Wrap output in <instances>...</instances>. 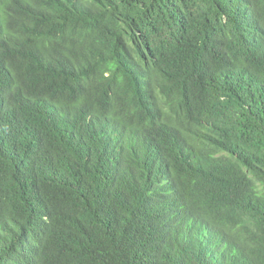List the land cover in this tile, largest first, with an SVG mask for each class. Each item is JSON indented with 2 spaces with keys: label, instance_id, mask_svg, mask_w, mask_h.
Masks as SVG:
<instances>
[{
  "label": "trees",
  "instance_id": "1",
  "mask_svg": "<svg viewBox=\"0 0 264 264\" xmlns=\"http://www.w3.org/2000/svg\"><path fill=\"white\" fill-rule=\"evenodd\" d=\"M0 264H264V0H0Z\"/></svg>",
  "mask_w": 264,
  "mask_h": 264
}]
</instances>
